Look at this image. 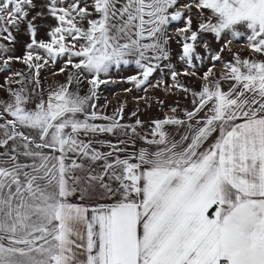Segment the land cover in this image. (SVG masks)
I'll return each instance as SVG.
<instances>
[{"label":"snow or ice","instance_id":"6c2138e0","mask_svg":"<svg viewBox=\"0 0 264 264\" xmlns=\"http://www.w3.org/2000/svg\"><path fill=\"white\" fill-rule=\"evenodd\" d=\"M45 12L57 21L49 42L36 39ZM173 21L184 24L180 59L191 69L203 59L201 33L219 40L243 31L251 52L264 57V0H0V37L15 42L21 24L31 35L16 59L34 86L50 61L65 60L61 73L74 70L46 99L21 72L6 81L0 264H264V59L237 55L218 80L209 69L202 89L191 91L192 109L152 121L144 135L142 121L121 122L123 108L111 116L97 108L114 70L135 64L127 82L153 84L171 59ZM165 67L171 87L189 93Z\"/></svg>","mask_w":264,"mask_h":264},{"label":"rangeland","instance_id":"374dc122","mask_svg":"<svg viewBox=\"0 0 264 264\" xmlns=\"http://www.w3.org/2000/svg\"><path fill=\"white\" fill-rule=\"evenodd\" d=\"M43 3V0H38ZM181 4L190 3L191 0H179ZM39 10V9H37ZM193 11L195 9L193 8ZM35 15V11H30L29 17ZM194 22H198V17L193 16ZM38 41L49 42V32L57 25V21L45 12V14L36 19ZM182 22L173 21L169 24V35L172 39L169 41V51L171 59L164 61L161 65L163 71H157L151 80V86L136 87L134 83L127 82V78L138 74V69L135 64L123 67V70H114L110 76L104 77L109 80L106 85H101L99 89L100 99L96 101L97 108L105 115H113L117 109L123 108L124 119L122 123L135 125L137 120L142 121L143 127L138 126V131L141 135L149 132L152 127V121L164 119L165 117L179 115L183 118L184 110H191L193 105L191 103L193 97L191 91L199 92L202 86L206 83L201 77L209 70L212 69L213 76L210 80H218L226 71L224 65L233 62L234 57L237 55L242 59H264L251 52L247 44V34L241 32L239 37H234L228 34L227 38L217 40L213 34L201 33L197 41L196 54L203 59H195V69H191L184 61L180 59L182 54L181 37L178 35V29L183 27ZM15 36V42L8 41L0 37V44L4 45L10 51L0 52V66L3 65L4 58L12 57L8 70L0 71V100L8 99V89L6 81L18 80L21 77L15 76L16 72H21L28 78L29 88L35 87L36 91L43 90V96L46 99L48 93L54 90L58 85L66 83L67 77L74 71L71 66H67L65 72L61 73L60 68L65 66L64 59H58L56 62H49L40 69V84L34 86L31 83L32 71L28 69L27 65L16 59L17 57H24L27 52V45L31 43V35L24 24H21L19 29H12ZM231 40V43L228 41ZM207 45V47L205 46ZM41 55H44L43 50H38ZM219 54L222 57L221 61H215L213 57ZM39 63H42L40 61ZM171 64L173 69L180 73L178 79L182 84L190 89L189 93H183L175 88H172V80L170 76V69L165 65ZM196 71V75L184 76V71ZM163 80L159 87L155 86V82ZM223 83V82H222ZM12 87L19 88L20 85L13 84ZM223 87L227 90V83H223ZM127 89H131L127 91ZM81 95L88 92V85L85 82L79 89ZM172 108H177V113L171 111ZM136 113L135 116L132 113ZM203 115V113H201ZM171 131V128L169 129ZM101 139H108L116 142L114 136H104ZM142 143L137 142V145ZM97 147H99L97 145ZM107 150V149H102ZM133 149H129L132 151Z\"/></svg>","mask_w":264,"mask_h":264}]
</instances>
